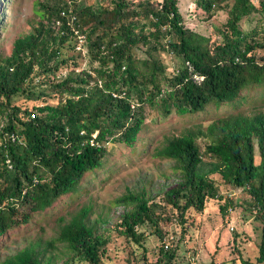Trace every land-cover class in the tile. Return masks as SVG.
Returning <instances> with one entry per match:
<instances>
[{
    "label": "trees",
    "instance_id": "1",
    "mask_svg": "<svg viewBox=\"0 0 264 264\" xmlns=\"http://www.w3.org/2000/svg\"><path fill=\"white\" fill-rule=\"evenodd\" d=\"M196 4L206 14H226L216 30L220 41L185 27L177 0H109L96 10L78 7L75 0L38 3L36 27L0 58V237L57 200L84 192V175L100 171L113 147H133L138 141L147 109L161 119L222 103L239 111L251 93L264 90V0ZM252 15L263 26L244 30ZM80 35L90 67L76 71L75 58L62 54ZM162 53L175 61L171 72ZM68 65L67 75L57 78ZM17 97L34 103L15 105ZM259 109L229 114L204 132L198 128L171 137L154 149L155 157L178 164L180 181L164 197L180 220L191 210L202 212L208 200H221L211 174L244 192L240 207L260 223V240L255 262L242 264H264V107ZM199 136L207 139L202 152ZM202 154L213 161L207 171ZM120 204L131 208L115 230L135 244L143 239L138 229L164 220L143 196L130 194L114 203ZM87 216L88 210L81 209L61 227L56 241L72 261L102 264L107 241L88 225ZM156 233L163 238L159 229ZM48 248L31 244L3 264H42ZM160 254L168 264L175 258L163 248Z\"/></svg>",
    "mask_w": 264,
    "mask_h": 264
},
{
    "label": "rangeland",
    "instance_id": "2",
    "mask_svg": "<svg viewBox=\"0 0 264 264\" xmlns=\"http://www.w3.org/2000/svg\"><path fill=\"white\" fill-rule=\"evenodd\" d=\"M45 0H0V58L11 54L13 42L30 34L39 18L37 5ZM157 4L161 0H149ZM185 27L195 32L220 41L217 28L225 20L222 11L213 15L206 14L196 4L197 0H177ZM256 2L257 0H253ZM109 4V0H75L78 7H90L94 10ZM252 15L243 26L244 30L262 27L261 19ZM72 24V21L69 20ZM135 54L142 57L140 50ZM62 58H75L76 71L89 69V57L83 36L71 40L63 51ZM167 70L174 68L171 55L160 54ZM70 63V61H69ZM73 63V62H72ZM96 66V63H92ZM70 65L63 67L56 74L65 77ZM249 95V94H248ZM247 95V97H248ZM244 101V97H241ZM23 97L14 99L15 105ZM28 107L34 102H25ZM264 107V90L251 93L239 111L234 106L210 105L202 113L177 116L170 114L161 119L151 110L145 111V122L133 147L120 145L113 147L103 160V168L95 173H86L80 183L85 190L76 198L65 196L39 214H33L27 225L8 231L0 237V264L18 251L31 244L41 250L48 248L42 264H88L72 261V255L56 241L61 227L81 209L88 210V225L95 233L106 239L102 248V264H168L162 261L160 248L173 253L171 264H242L244 261L255 262L256 247L260 240V223L253 219L250 212L240 206L245 199L244 192L225 184L219 175L209 177L218 187L221 200H208L202 212L194 210L180 220L177 213H172L166 206L164 194L173 189L180 181L178 164L174 160L154 156V149L165 145L171 137H182L198 128L203 132L212 122L224 119L229 114L250 113ZM207 142L205 137L196 138L200 151ZM210 161L202 154L203 170L207 171ZM213 162V161H212ZM205 164V165H204ZM143 196L149 205L156 208V213L164 220H158L157 226L146 225L138 232L143 235L140 244L119 235L115 225L120 223L121 215L131 206L114 205L119 198L128 195ZM224 207V211H220ZM169 219V220H168ZM122 220V219H121ZM159 229L163 238L156 233ZM168 245V249L167 246ZM165 246V247H164Z\"/></svg>",
    "mask_w": 264,
    "mask_h": 264
}]
</instances>
